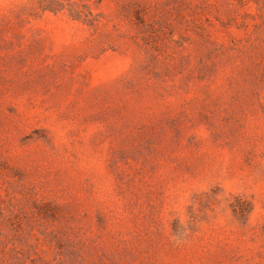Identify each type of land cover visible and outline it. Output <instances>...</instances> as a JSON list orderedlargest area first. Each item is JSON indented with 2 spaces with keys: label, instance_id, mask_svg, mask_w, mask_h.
Returning <instances> with one entry per match:
<instances>
[{
  "label": "rangeland",
  "instance_id": "obj_1",
  "mask_svg": "<svg viewBox=\"0 0 264 264\" xmlns=\"http://www.w3.org/2000/svg\"><path fill=\"white\" fill-rule=\"evenodd\" d=\"M0 264H264V0H0Z\"/></svg>",
  "mask_w": 264,
  "mask_h": 264
}]
</instances>
